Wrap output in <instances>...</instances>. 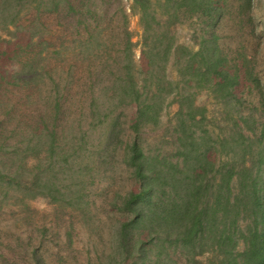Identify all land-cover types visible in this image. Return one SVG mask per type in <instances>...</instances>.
Masks as SVG:
<instances>
[{
    "label": "trees",
    "instance_id": "obj_1",
    "mask_svg": "<svg viewBox=\"0 0 264 264\" xmlns=\"http://www.w3.org/2000/svg\"><path fill=\"white\" fill-rule=\"evenodd\" d=\"M38 199L121 264H264V0H0V216Z\"/></svg>",
    "mask_w": 264,
    "mask_h": 264
},
{
    "label": "rangeland",
    "instance_id": "obj_2",
    "mask_svg": "<svg viewBox=\"0 0 264 264\" xmlns=\"http://www.w3.org/2000/svg\"><path fill=\"white\" fill-rule=\"evenodd\" d=\"M114 10L116 4L111 12ZM112 25H117L116 16ZM131 29L139 31L138 17H131ZM197 29L196 22L180 25L179 42L194 47ZM52 33L59 37V43H67L64 26L56 25ZM139 56L138 51L137 59ZM177 109L172 105L165 120ZM53 212V206L43 199L29 202L26 211L14 206L6 208L0 216V264H121L118 240L109 221L99 220L98 215L91 223L75 221L72 228L68 220L56 222ZM70 229L74 230L71 242L67 237Z\"/></svg>",
    "mask_w": 264,
    "mask_h": 264
}]
</instances>
